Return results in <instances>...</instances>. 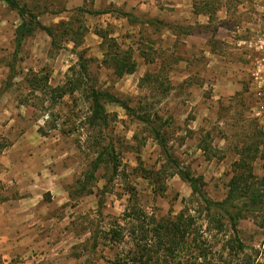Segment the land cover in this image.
I'll return each mask as SVG.
<instances>
[{
  "label": "rangeland",
  "instance_id": "1",
  "mask_svg": "<svg viewBox=\"0 0 264 264\" xmlns=\"http://www.w3.org/2000/svg\"><path fill=\"white\" fill-rule=\"evenodd\" d=\"M20 1L53 29L56 43L37 31L16 56L20 19L0 1V142L8 146L0 156V183L12 199L0 205V257L7 264H112L132 247L127 238L119 248L109 241L111 230L126 227L128 208L145 213L146 230L171 222L186 207L196 212L178 169L202 177L207 196L219 202L240 172V152L250 146L253 172L264 177V66L244 45L260 30L255 12L264 0H210L215 12L209 14L196 12L202 0ZM80 9H119L156 23L133 25ZM101 36L131 50L137 62L132 75L118 78L104 65ZM80 55L90 65L85 88L109 91L135 115L106 104L109 126L94 129L85 89L53 100L51 89L74 78ZM45 77L49 89L34 90L32 79ZM138 116L169 122L164 130L177 163L166 160ZM108 145L119 161L117 173L105 162L90 185L93 193L80 195ZM262 216L239 222L238 237L247 246L241 254L231 249L229 224L219 231L199 217L195 228L207 256L200 264H264ZM93 235L99 236L96 251ZM155 241L142 246L149 250ZM191 252L181 254L182 264H199Z\"/></svg>",
  "mask_w": 264,
  "mask_h": 264
},
{
  "label": "trees",
  "instance_id": "2",
  "mask_svg": "<svg viewBox=\"0 0 264 264\" xmlns=\"http://www.w3.org/2000/svg\"><path fill=\"white\" fill-rule=\"evenodd\" d=\"M10 10L15 11L20 19L19 25L15 29L14 42H15V55L21 51L25 41L34 36L37 31H44L51 39L56 43V36L51 27L43 25L39 20V14L34 9L30 8L27 4L22 3L20 0H0ZM213 2L210 0H202L200 4H195L194 8L196 12L200 14H209V12H215ZM211 6L213 9L211 10ZM84 13L89 15H107L113 14L117 18L126 19L133 25L137 23L141 24H155L156 21H144L138 18L130 12L123 10H84L80 9ZM74 33L75 30L70 31ZM77 35V32H75ZM78 36V35H77ZM79 37V36H78ZM103 39L104 60L103 63L107 67L113 70L114 74L118 78H122L125 75H132L137 68V62L133 58L131 50H124L119 46L115 40L109 39L107 36H101ZM78 46V43L75 42ZM79 70L75 71L74 78L69 81L68 85L51 89V92L55 102L58 99H62L68 94H74L76 91L85 89L87 91L88 101L90 103V116L87 119L88 125L92 128H98L100 130L106 129L109 126L110 119L109 114L106 111V104H114L122 107L124 110L132 115H135V110L132 109L128 102L116 97L109 91L98 89L94 86H87L85 88L84 81L89 79L90 70L89 62L85 60L84 56H79ZM75 77H77L75 79ZM48 78L43 80L32 79L31 86L34 90L46 91L49 89ZM47 88V89H46ZM142 124L149 129V133L152 138L161 147L162 154L166 157L169 163H177L176 159L170 152L168 147V138L165 133V127H167V121L157 124L155 120H151L150 116H138ZM8 146L0 142V156L4 153ZM252 147H247L246 150L240 152V160L235 164L236 172L229 183V190L224 200L213 201L210 199L205 190V183L202 177L193 176L188 170H176L179 178L185 182L191 189V202H196L198 208L194 214L186 207L175 216V218L169 223H158L151 230H146V216L145 213L136 206L131 209H127L124 215V221L126 227L118 226L117 229L110 231V237L112 244L123 246L124 240L129 239L132 247L128 253L116 255V260L112 264H164L171 261L180 262V256L186 250L191 249L192 255L195 257V261L200 264L201 261H206L205 248L201 247V242L198 240L199 229L197 226L198 218L203 219L208 225L213 226L219 231H223L224 227H230L233 233V245H231L232 251L241 254L247 249V246L243 244L239 239L238 224L241 220L245 219L247 215H252L259 219L261 215L264 218V177L259 178L255 176L251 165L250 153ZM112 165L113 173H117L119 168V161L115 155V149L112 145L105 146L100 152L97 158L93 161L90 171L86 175V180L81 184L79 191L80 195L92 194L90 188L91 183L96 179V173L100 167L105 163ZM12 199L5 194V189L0 183V205L11 201ZM131 201V200H130ZM264 226V220L262 224ZM151 240H156L155 245L151 244L149 250H145L142 244ZM99 247V236L93 235L91 251H96ZM135 250L133 251L132 249ZM124 250V248H123ZM146 251V252H145ZM153 253L163 254V261L158 259L155 261ZM258 255V252H257ZM124 256V257H123ZM200 261V262H199ZM0 264H7L6 261L0 257Z\"/></svg>",
  "mask_w": 264,
  "mask_h": 264
},
{
  "label": "built area",
  "instance_id": "3",
  "mask_svg": "<svg viewBox=\"0 0 264 264\" xmlns=\"http://www.w3.org/2000/svg\"><path fill=\"white\" fill-rule=\"evenodd\" d=\"M255 16L258 17L256 22H260L262 25L258 26L260 30H253L248 41H244V45L249 48L254 49L259 54V59L257 61L258 67L264 66V5L255 12Z\"/></svg>",
  "mask_w": 264,
  "mask_h": 264
}]
</instances>
